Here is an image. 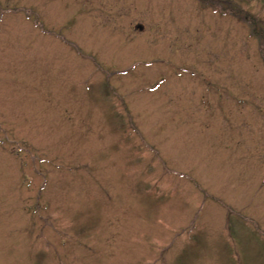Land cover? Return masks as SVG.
<instances>
[{"label":"rangeland","instance_id":"1","mask_svg":"<svg viewBox=\"0 0 264 264\" xmlns=\"http://www.w3.org/2000/svg\"><path fill=\"white\" fill-rule=\"evenodd\" d=\"M0 264H264V0H0Z\"/></svg>","mask_w":264,"mask_h":264},{"label":"water","instance_id":"2","mask_svg":"<svg viewBox=\"0 0 264 264\" xmlns=\"http://www.w3.org/2000/svg\"><path fill=\"white\" fill-rule=\"evenodd\" d=\"M138 28H139V29H142V27H141V26H138Z\"/></svg>","mask_w":264,"mask_h":264}]
</instances>
